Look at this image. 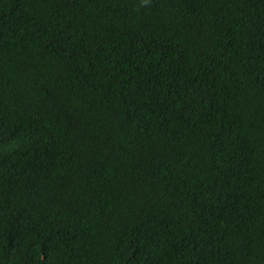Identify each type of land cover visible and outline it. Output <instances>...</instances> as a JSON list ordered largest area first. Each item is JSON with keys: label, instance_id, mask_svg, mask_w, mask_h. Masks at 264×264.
I'll list each match as a JSON object with an SVG mask.
<instances>
[{"label": "trees", "instance_id": "obj_1", "mask_svg": "<svg viewBox=\"0 0 264 264\" xmlns=\"http://www.w3.org/2000/svg\"><path fill=\"white\" fill-rule=\"evenodd\" d=\"M0 264H264V0H0Z\"/></svg>", "mask_w": 264, "mask_h": 264}]
</instances>
